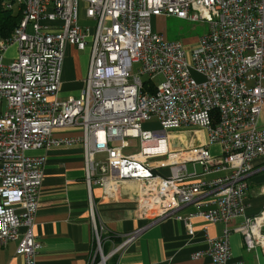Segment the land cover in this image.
Masks as SVG:
<instances>
[{"label":"built area","instance_id":"2783aa9c","mask_svg":"<svg viewBox=\"0 0 264 264\" xmlns=\"http://www.w3.org/2000/svg\"><path fill=\"white\" fill-rule=\"evenodd\" d=\"M1 1L22 19L0 40V249L16 241L23 264H39L33 220L44 159L29 152L79 145L92 227L86 264H96L97 255L105 264L141 231L104 257L91 185L102 199L136 186L135 216L145 227L181 219L187 207L195 209L188 218L222 225L194 257L244 264L232 260V233L246 252L264 254V209L247 217L244 203L254 164L264 161V0ZM80 4L89 25L79 24ZM160 17L206 23L208 31L188 50L154 31L152 19ZM66 46L88 47L90 55L79 96L60 100ZM152 122L157 129H142ZM184 128L202 130L205 144L177 145L175 132ZM68 129L80 133L54 136ZM127 139L138 140L137 153H123Z\"/></svg>","mask_w":264,"mask_h":264},{"label":"crops","instance_id":"0c3cea01","mask_svg":"<svg viewBox=\"0 0 264 264\" xmlns=\"http://www.w3.org/2000/svg\"><path fill=\"white\" fill-rule=\"evenodd\" d=\"M83 21L86 23L84 17ZM89 55L88 47L79 51L73 46H66L58 94L60 100L79 96L87 74ZM79 133L63 130L55 132L54 136L71 137ZM176 134L177 145L181 147L205 144L206 136L202 130L184 128ZM209 150L216 154L219 148L210 146ZM29 155L44 159L38 209L33 220V235L39 243L37 262L86 264L93 244L82 147L50 148L29 152ZM254 168L247 182L244 200L247 217H255L264 209V161L256 162ZM196 169L199 172V168ZM90 193L95 205L96 222L104 229L103 248L108 255L126 235L141 229L132 242L110 257L107 264H212L207 256L194 255L204 253L207 239L219 237L223 226L208 224L198 217L188 218L195 210L193 207L183 209L181 219L168 218L145 227L146 221L135 216L136 186L122 185L117 193L108 194L104 199L98 186L91 185ZM187 218L192 235L187 233ZM240 222L241 219L234 220L229 227L233 228ZM229 246L233 261L264 264V254L260 249L252 252L244 250L240 234L230 235ZM16 247L15 241L0 249V264H23V258L15 254Z\"/></svg>","mask_w":264,"mask_h":264},{"label":"rangeland","instance_id":"374dc122","mask_svg":"<svg viewBox=\"0 0 264 264\" xmlns=\"http://www.w3.org/2000/svg\"><path fill=\"white\" fill-rule=\"evenodd\" d=\"M79 24L82 26L84 24L85 25L88 24L87 22L85 23L83 21V5L82 4L79 5ZM152 27L155 32L161 34L167 41L180 42L188 50L198 41V39L204 36L208 31V25L206 23L189 22L185 20H179L173 17H168V18L160 17L156 20L154 18L152 19ZM14 50H15L14 46L10 47V49L8 50L7 55L5 56V64L9 63L10 61L9 58L14 57V55H12L14 54ZM261 123L262 125H264V116L262 117ZM142 129L155 130L157 129V125L153 122L145 123V124H142ZM68 130H71V129H68ZM176 133L178 132H175V134ZM126 141L128 142L129 147L123 151L124 154H134L139 151V144H138L137 139H127ZM119 144H120L119 142H116L113 145L119 146ZM187 169L188 170L191 169L189 164L187 165ZM102 254L104 257L108 256V253L105 252V250L103 249V243H102ZM108 260L106 261L105 264H107ZM99 262H100V256L97 255L95 263L97 264Z\"/></svg>","mask_w":264,"mask_h":264},{"label":"trees","instance_id":"16d2710c","mask_svg":"<svg viewBox=\"0 0 264 264\" xmlns=\"http://www.w3.org/2000/svg\"><path fill=\"white\" fill-rule=\"evenodd\" d=\"M21 19L22 14L16 7L8 9L0 0V40L9 39ZM145 84H148V82H145Z\"/></svg>","mask_w":264,"mask_h":264}]
</instances>
